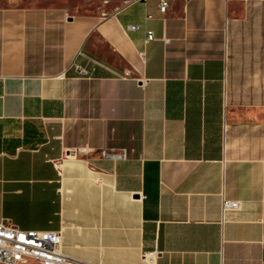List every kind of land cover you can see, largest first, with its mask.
Instances as JSON below:
<instances>
[{"label": "crops", "instance_id": "obj_1", "mask_svg": "<svg viewBox=\"0 0 264 264\" xmlns=\"http://www.w3.org/2000/svg\"><path fill=\"white\" fill-rule=\"evenodd\" d=\"M0 219L79 264H264V16L0 6Z\"/></svg>", "mask_w": 264, "mask_h": 264}, {"label": "built area", "instance_id": "obj_2", "mask_svg": "<svg viewBox=\"0 0 264 264\" xmlns=\"http://www.w3.org/2000/svg\"><path fill=\"white\" fill-rule=\"evenodd\" d=\"M167 0H157V9L162 12ZM128 28H134L129 25ZM145 37H150V31H145ZM71 68L78 76H85L87 72L83 66L72 63ZM237 207V201L220 198V215ZM60 236L57 230L22 229L16 225L0 219V264H23L32 260L34 264H79L66 257L59 250ZM154 251H143V263H151Z\"/></svg>", "mask_w": 264, "mask_h": 264}, {"label": "rangeland", "instance_id": "obj_3", "mask_svg": "<svg viewBox=\"0 0 264 264\" xmlns=\"http://www.w3.org/2000/svg\"><path fill=\"white\" fill-rule=\"evenodd\" d=\"M127 0H0L2 5L19 7L61 8L71 14H93L103 16ZM230 16L237 23L264 16V0H228ZM258 18V17H257Z\"/></svg>", "mask_w": 264, "mask_h": 264}]
</instances>
